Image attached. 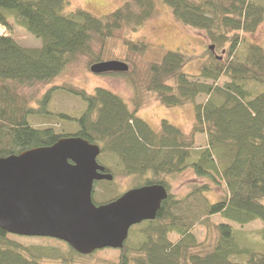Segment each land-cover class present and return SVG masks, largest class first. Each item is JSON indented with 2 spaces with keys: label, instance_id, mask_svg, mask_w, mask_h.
<instances>
[{
  "label": "trees",
  "instance_id": "trees-1",
  "mask_svg": "<svg viewBox=\"0 0 264 264\" xmlns=\"http://www.w3.org/2000/svg\"><path fill=\"white\" fill-rule=\"evenodd\" d=\"M163 1L177 22L203 31L211 43L210 59L196 75L184 72L188 58L180 51L120 35L127 26L143 25L155 9V0H125L104 16L84 9L66 12L68 0H0V158L50 146L65 137L50 123L33 124L32 114L33 119L47 115L31 106L35 100L23 92L25 86L51 83L79 55H88L91 67L107 59L127 62L128 51L148 53L146 82L143 86L132 83L130 104L104 87L88 93L63 86L86 105L76 119L80 129L74 136L102 146L99 160L105 161L110 173L111 161L123 167V174L143 177L135 187L164 185L171 175L193 168L217 185L224 184L226 194L211 201L205 195L212 190L208 182H195L182 197L168 192L156 218L130 230L139 237L138 243L127 242L112 264H264V248L251 245L248 239H252L238 228L256 220L264 223V44L250 43L245 58L235 57L243 34L263 21L264 4L255 0ZM11 19L42 45L19 44ZM95 43L100 44L98 51ZM114 48H127L125 56L119 58ZM117 73L129 71L102 74ZM143 87L168 107L194 102L192 132L186 134L167 119L155 130L138 114L144 100L153 97L143 94ZM53 91L49 90L45 103ZM201 95L206 96L204 102L197 101ZM54 115L69 119L65 112ZM197 133L206 136L200 147L195 146ZM102 202L107 201L96 193L95 203ZM214 215L223 221H214ZM199 224L218 231L214 242L197 240L194 231ZM260 232L264 241V229ZM92 255L70 245L68 253L61 246H29L0 227V264H42L51 257L63 264H84L80 258Z\"/></svg>",
  "mask_w": 264,
  "mask_h": 264
},
{
  "label": "rangeland",
  "instance_id": "rangeland-1",
  "mask_svg": "<svg viewBox=\"0 0 264 264\" xmlns=\"http://www.w3.org/2000/svg\"><path fill=\"white\" fill-rule=\"evenodd\" d=\"M69 5L66 12L75 11L77 9H84L96 16L107 15L118 7L122 6L125 0H68ZM264 4V0H255ZM155 9L150 18L145 21L143 25L138 28L130 26L125 27L120 31L121 36H125L128 40H133L138 43L147 41L154 45H161L165 48L178 50L185 54L188 62L184 67V72L190 75H196L200 72L201 67L210 59L208 46L211 44L206 34L203 31L184 26L177 22L172 13V9L163 0H155ZM138 9V6L136 7ZM10 23L17 39V42L25 47L35 48L42 45L41 40L33 34L27 32L24 28L16 25L11 19ZM2 26L0 25V30ZM243 42L237 46L236 55L239 60L245 58V48L250 44H264V19L254 31L245 32L243 34ZM95 51H98L100 44H93ZM115 54L125 56L127 48H114ZM129 74H97L90 69V57L88 55H79L74 58L68 67L51 83H42L35 85H27L23 88V92L32 97L33 101L31 106L39 110L40 115H47L44 117H37L33 119L35 114L30 116L34 125H44L50 123L57 128L65 137H75L74 134L80 129L77 117L86 110V105L83 99L72 92L64 89L63 86H72L77 89H84L88 93H93L97 87H104L122 96L129 104L133 95V82L143 86L146 82L145 70L147 67V60L150 57L148 53L140 54L128 51ZM217 55L223 56L221 53ZM226 56V55H225ZM224 58V56H223ZM111 60V59H107ZM106 60V61H107ZM222 81V79L220 80ZM53 89L48 102H44L49 90ZM141 92L153 97L144 100L138 114L147 120L149 124L155 129L160 130L163 119L173 122L186 134H190L193 130V125L196 119L195 103L190 102L183 106L168 107L158 100H156L153 93L147 92L144 87ZM144 95V96H146ZM206 96H199L198 102H204ZM146 101V102H145ZM55 113L65 112L69 119H58ZM34 120V121H33ZM63 138V137H62ZM206 143V136L202 133L196 134V147H200ZM197 151V150H195ZM102 160V158H101ZM103 163L102 161H100ZM109 166L114 174L113 180H105L95 186L96 193H99L100 198L104 201H109L120 196L126 189H131L138 182L143 181V177L139 179V175L131 174L125 175L122 172L123 167H119L113 162ZM116 163V162H115ZM103 164H106L105 161ZM170 181V191L177 197H182L188 194L195 182H208L212 190L205 192V195L211 201H217L226 194L224 184L217 185L211 178L198 175L193 168L168 177ZM95 194L93 196L95 200ZM212 219L216 222L223 221L221 216L214 215ZM136 225V224H135ZM133 225V227H135ZM246 232V236L251 238L248 241L256 248L263 249L261 245L263 241L262 233L264 223L256 220L254 222L239 227ZM195 234L198 241L214 242L218 236V231L215 229H207L206 226L199 224L195 229ZM14 235V234H13ZM175 236V235H174ZM15 237L20 242L29 246H61L62 251L68 253V243L59 239L50 237H31L16 235ZM139 237L133 233L129 235L128 245H135ZM126 242V243H127ZM264 244V241H263ZM120 251L115 248H103L93 253L91 257L80 258L84 264H112L118 257ZM79 258V257H77ZM76 258V261H78ZM78 263V262H77ZM42 264H63L61 259H54L53 257L45 259Z\"/></svg>",
  "mask_w": 264,
  "mask_h": 264
},
{
  "label": "water",
  "instance_id": "water-1",
  "mask_svg": "<svg viewBox=\"0 0 264 264\" xmlns=\"http://www.w3.org/2000/svg\"><path fill=\"white\" fill-rule=\"evenodd\" d=\"M90 69L126 72L129 65L107 60ZM99 153L97 144L75 136L1 157L0 227L14 235L59 239L82 254L123 248L133 225L156 218L168 190L145 185L97 205L94 182L113 179L98 162Z\"/></svg>",
  "mask_w": 264,
  "mask_h": 264
},
{
  "label": "flooded vegetation",
  "instance_id": "flooded-vegetation-1",
  "mask_svg": "<svg viewBox=\"0 0 264 264\" xmlns=\"http://www.w3.org/2000/svg\"><path fill=\"white\" fill-rule=\"evenodd\" d=\"M175 125V124H174ZM178 127V126H177ZM179 128V127H178ZM93 144H97V143H93ZM98 146H99V148H100V153L98 154V156H97V160H98V162L101 164V165H103L104 167H105V170H104V172H106V173H110L109 171H108V169H107V167H106V165H104L103 163H101L100 162V160H99V158H100V155L102 154V146L98 143L97 144ZM188 170H190V168L189 169H184L181 173H184L185 171H188ZM114 175V174H113ZM113 179H114V176H113ZM112 179V180H113ZM102 181H105V180H98V181H95L94 182V188H93V196H94V194H95V192H96V188H95V186L98 184L99 185V183H101ZM110 181V180H109ZM164 185L163 186H165L166 187V189L168 190V192L170 193V181H169V178H166L165 179V181H164V183H163ZM101 185H103V182H102V184ZM132 188H136L135 186H133ZM126 190H128V189H126ZM125 192V191H124ZM93 200H94V198H93ZM113 199H111V200H109V201H107V202H110V201H112ZM94 202H95V200H94ZM107 202H102V203H100V204H103V203H107ZM140 224V223H139ZM129 235H130V233H129ZM128 239H129V237H128ZM128 239L126 240V242L128 241ZM126 242H125V244H126ZM119 250V249H118Z\"/></svg>",
  "mask_w": 264,
  "mask_h": 264
}]
</instances>
